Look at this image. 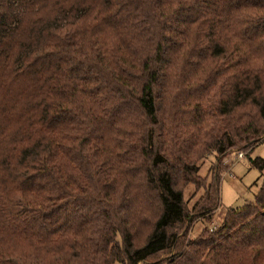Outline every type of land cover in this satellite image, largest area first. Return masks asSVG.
<instances>
[{"label":"trees","instance_id":"1","mask_svg":"<svg viewBox=\"0 0 264 264\" xmlns=\"http://www.w3.org/2000/svg\"><path fill=\"white\" fill-rule=\"evenodd\" d=\"M263 140L264 0H0V264H264Z\"/></svg>","mask_w":264,"mask_h":264},{"label":"rangeland","instance_id":"2","mask_svg":"<svg viewBox=\"0 0 264 264\" xmlns=\"http://www.w3.org/2000/svg\"><path fill=\"white\" fill-rule=\"evenodd\" d=\"M243 152L244 151H239ZM238 152H231L225 158L215 159L213 154L201 161V166L198 171V176L201 183L208 181L215 173H220L219 179V199L220 205L212 214L210 221H205L198 217L191 224L188 236L191 239L198 237L204 225L216 227L222 222L225 210L228 208H240L248 202L255 199L259 188L263 181L264 172L254 167L250 163V159L255 157L264 158V140L259 143L248 154H244L242 158L237 157ZM184 196L186 199L187 207L192 211V206L202 195L201 186L188 184L184 189ZM159 255L156 258H161Z\"/></svg>","mask_w":264,"mask_h":264},{"label":"built area","instance_id":"3","mask_svg":"<svg viewBox=\"0 0 264 264\" xmlns=\"http://www.w3.org/2000/svg\"><path fill=\"white\" fill-rule=\"evenodd\" d=\"M243 155H244V153H243V152H238V153H237V157H238V158H242V157H243Z\"/></svg>","mask_w":264,"mask_h":264}]
</instances>
